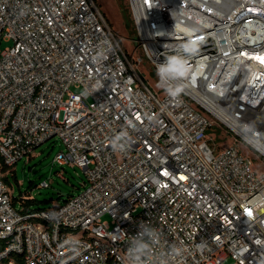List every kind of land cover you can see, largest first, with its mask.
Masks as SVG:
<instances>
[{
	"label": "built area",
	"instance_id": "built-area-1",
	"mask_svg": "<svg viewBox=\"0 0 264 264\" xmlns=\"http://www.w3.org/2000/svg\"><path fill=\"white\" fill-rule=\"evenodd\" d=\"M128 3L142 55L96 0H0V264H120L124 233L142 221L191 249L184 264H264V0ZM104 39L113 51L96 62ZM189 43L188 86L173 100L139 69L156 71ZM85 85L94 93L82 96ZM128 119L130 147L114 152L110 137ZM217 124L236 142H215ZM53 137L65 146L54 160L83 168L85 187L23 211L4 176Z\"/></svg>",
	"mask_w": 264,
	"mask_h": 264
},
{
	"label": "rangeland",
	"instance_id": "rangeland-1",
	"mask_svg": "<svg viewBox=\"0 0 264 264\" xmlns=\"http://www.w3.org/2000/svg\"><path fill=\"white\" fill-rule=\"evenodd\" d=\"M101 10L104 12L109 23L118 34V38L127 51L136 52L142 55L139 49L137 34L134 32L135 23L129 8L128 0H96ZM12 44V41H2L1 47ZM140 73L154 88H158V77L156 71H149L147 61L140 66ZM211 136H217L218 144L227 145L236 142V137L230 130L220 124L211 129ZM239 147L249 155H261L260 152L248 144L238 142ZM65 149V146L58 137H53L38 146L32 155H25L21 158L4 179L9 184H13L14 196L18 198L21 194L26 198H36L39 200L34 206L47 209L56 204H63L71 195H76L85 187L87 176L83 168L72 164H61L54 160L58 152ZM255 157V161H256ZM262 164V163H261ZM48 180L49 187H41L40 183ZM47 201H44V200ZM53 199V200H52ZM18 208L22 206L17 200ZM104 219L110 220L109 215ZM235 259L229 255L223 264H234Z\"/></svg>",
	"mask_w": 264,
	"mask_h": 264
},
{
	"label": "clouds",
	"instance_id": "clouds-1",
	"mask_svg": "<svg viewBox=\"0 0 264 264\" xmlns=\"http://www.w3.org/2000/svg\"><path fill=\"white\" fill-rule=\"evenodd\" d=\"M166 47L167 45L165 44L164 49ZM96 51L98 53L95 57L96 62L104 61L113 51L111 42L107 39L100 41ZM196 51V47L191 43L182 45L175 51V54H165L163 62L157 64V86L169 98L179 100L188 86L191 70L187 57L195 55ZM93 93V89L85 85L81 95L87 96ZM136 127V122L128 119L123 129L110 137V146L114 152L124 153L128 150L131 144L129 130H135ZM124 235L127 237L125 241L127 247L120 258V264H184L188 254L191 252V249L182 241L169 243L163 229L154 226L151 221H142L135 235H127L125 233ZM258 243H264V241H258ZM64 244L74 254H79L82 247L81 242L75 238L66 239ZM196 247L199 250H203L205 244L200 243ZM234 251L237 259H240L245 254L246 247L242 245L234 249Z\"/></svg>",
	"mask_w": 264,
	"mask_h": 264
},
{
	"label": "trees",
	"instance_id": "trees-1",
	"mask_svg": "<svg viewBox=\"0 0 264 264\" xmlns=\"http://www.w3.org/2000/svg\"><path fill=\"white\" fill-rule=\"evenodd\" d=\"M134 32L137 34L136 28L133 29ZM1 160V155H0ZM20 200L22 204V210L23 211H31V210H40L42 208L34 206L35 203H38L39 200L36 198H26L24 195H20L18 198L14 196V204H16V201ZM53 200V199H52ZM44 201H47L46 199Z\"/></svg>",
	"mask_w": 264,
	"mask_h": 264
},
{
	"label": "snow or ice",
	"instance_id": "snow-or-ice-1",
	"mask_svg": "<svg viewBox=\"0 0 264 264\" xmlns=\"http://www.w3.org/2000/svg\"><path fill=\"white\" fill-rule=\"evenodd\" d=\"M257 59H258L261 63H264V57H257Z\"/></svg>",
	"mask_w": 264,
	"mask_h": 264
},
{
	"label": "water",
	"instance_id": "water-1",
	"mask_svg": "<svg viewBox=\"0 0 264 264\" xmlns=\"http://www.w3.org/2000/svg\"><path fill=\"white\" fill-rule=\"evenodd\" d=\"M138 38V37H137Z\"/></svg>",
	"mask_w": 264,
	"mask_h": 264
}]
</instances>
